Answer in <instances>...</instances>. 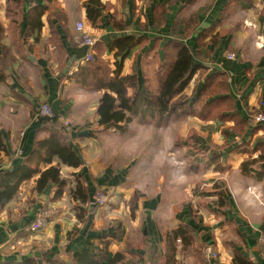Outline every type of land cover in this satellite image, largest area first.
<instances>
[{
	"label": "crops",
	"instance_id": "1",
	"mask_svg": "<svg viewBox=\"0 0 264 264\" xmlns=\"http://www.w3.org/2000/svg\"><path fill=\"white\" fill-rule=\"evenodd\" d=\"M87 1L25 0L22 17L14 19L7 15V1L0 0V56L10 63L7 80L0 82V127L6 139L0 181L5 171L19 172L35 142L48 136L39 129L42 102L72 119L66 129L82 162L73 167L54 158L52 164H60L66 181L60 199H54L56 187L52 184L44 193L37 192L40 172L21 183L13 199L0 209V260L40 256L39 262L47 264L44 259L58 256L69 262L84 248L105 245L111 256L125 255L122 264H205L201 247L212 244L219 251L216 264H234L237 252L255 264H264L259 244L264 234V180L253 175L257 172L253 167L250 174L241 171L245 160L261 153L252 150L264 142L263 127L249 123L243 132H236L234 120H203L180 110L134 115L122 130H103L97 110L104 91L79 86L70 79L83 64L73 47L78 21L97 39L96 53L100 50L112 69L117 60L114 42L130 35L143 38L123 60L122 74L136 76L139 89L150 91L155 98L182 46L192 49L201 39V59L195 60L199 67L183 91L185 101L191 102L206 77L217 66L222 69L227 53L244 51L231 48V37H247L244 14L252 2L148 0L144 5L140 0H101L106 9L94 24L87 16ZM33 3L47 5V9L41 31L27 36V10ZM53 27L63 50L53 41ZM215 36H219L216 42ZM258 44L245 54L246 60L232 61L235 68L227 69L229 93L236 100L237 118L243 120L251 119L250 110L258 111L264 99V47ZM61 50L65 52L62 61ZM132 92L129 89L130 95ZM164 118L169 122L155 132L149 122ZM176 122L181 124L173 127ZM187 122L202 130V126L209 130L224 127L213 135L219 145L200 150L203 157L194 156L190 166L182 157L181 146L171 147L167 137L173 128L182 135ZM171 154L179 161L184 159L183 168L170 160ZM49 166L42 162L40 169ZM78 183L87 187L90 197L97 186L107 187L113 202L79 219L77 207L84 209L88 202L83 205L72 197ZM196 183L205 189L195 191L201 185ZM53 203L59 205L60 213L43 231L30 232L38 210ZM181 226L188 228L192 239L176 242L175 260L165 263L166 234Z\"/></svg>",
	"mask_w": 264,
	"mask_h": 264
},
{
	"label": "trees",
	"instance_id": "2",
	"mask_svg": "<svg viewBox=\"0 0 264 264\" xmlns=\"http://www.w3.org/2000/svg\"><path fill=\"white\" fill-rule=\"evenodd\" d=\"M7 15L16 19L14 14L22 17L25 0H8ZM51 1V0H47ZM249 0H229V5L236 2H247ZM87 9L88 18L95 24L99 22L102 16V11L106 9V4L101 0H88ZM158 8V6H157ZM47 9V5L33 3L27 10L28 27L26 35L40 32L43 23L42 16ZM119 26V25H118ZM122 28V26H119ZM53 41L59 47L64 49V46L59 41L58 31L53 27L51 29ZM219 36L213 38L217 41ZM200 38V36H199ZM58 40V42L56 41ZM143 40L142 37L126 36L118 38L113 47L116 51L115 69H112L109 61L102 58L101 51H97L96 44L92 60L81 64L75 70L70 79L79 86L91 87L97 90H103V94L99 101L97 113L99 115V125L101 129L116 128L122 130L124 124L129 122L132 116L138 114H156V113H174L180 110L195 114L203 120H219V121H235V131L243 132L245 126L252 123V119L243 120L237 118L236 115V100L229 93L230 87L228 82V70L235 68L230 60H224L222 69L217 68L209 74L204 80L202 86L191 102L180 99L184 96V89L190 83L193 75L196 73L199 65L195 62L196 59H201L198 52L202 42L198 39L195 47L190 49L187 46H182L179 56L169 72L158 98L150 91H142L138 87L137 78L134 75H123V60L128 55L129 51ZM76 54V59H82L88 52V48H79L76 44L73 46ZM61 50V61L65 57V52ZM79 59V60H80ZM10 69L9 60L0 56V82L7 80V73ZM129 89H132V94H129ZM178 100H174L176 96ZM180 99V100H179ZM183 106V107H182ZM49 118L42 116L39 129L47 132L48 136L44 139L35 142L33 150L25 158L23 166L19 172L5 171L1 175L0 185L2 192L0 193V209L13 199L17 193L21 183L25 179L31 178L34 174L40 172V177L36 181V190L38 193H44L49 185H54L56 191L54 199H60L63 195L66 181L61 174L60 164L54 165L55 157L59 158L60 162L69 166L78 167L81 165V157L71 142L70 135L58 118ZM264 128V123L258 125ZM258 128V127H257ZM261 150V153L256 158L245 160L241 165V171L244 174H250V168L253 167L257 172L253 175L264 180V142L256 144L252 152ZM6 151V139L0 127V156ZM48 163L50 166L44 170L40 169L41 163ZM73 198L86 204L90 197L87 187L78 183L76 188L71 192ZM47 205V204H46ZM78 218L84 220L85 215L94 214L97 207H80ZM192 239L187 227L181 226L177 230H171L166 234L165 245V263H173L176 254V242L183 241L185 243ZM40 256L35 258L29 257L21 261H1L0 264H41ZM47 264H122L125 261L123 253H116L111 256L107 247H89L84 248L73 254L69 262L64 261L58 256L44 259ZM234 264H255L251 258L237 252L234 258Z\"/></svg>",
	"mask_w": 264,
	"mask_h": 264
},
{
	"label": "rangeland",
	"instance_id": "3",
	"mask_svg": "<svg viewBox=\"0 0 264 264\" xmlns=\"http://www.w3.org/2000/svg\"><path fill=\"white\" fill-rule=\"evenodd\" d=\"M6 1H7V7H8L9 1L8 0H6ZM147 1L148 0H140V2H143L144 5ZM251 2H252V4H248V6L246 7V10H245V14H244V16L246 17V21H244V23H245V28H244L245 32L244 33H245V36H247V37L250 36V40H249V38L243 37V36L242 37H238V36L233 37L232 36L231 37L232 38V43H231L232 45H230L231 48H234V49L237 48L238 50H244L243 51L244 53L243 52H229L225 55L226 59L228 58L229 54L233 53L235 55L243 56L242 58H240L243 61V60H246V58H247V56H245V54L252 53L254 51V44L256 46H259L258 43H261L260 48L263 49V47H264V0H254V1L249 0L247 3H251ZM13 15L16 18L19 16V15L14 14V13H13ZM248 19H249V21H248ZM246 40L251 44L250 45L251 47L249 46V44H247ZM199 78H200V75H199ZM194 83H196V82H194ZM186 97H187V95L184 94V96L180 98L182 100V102L185 101ZM253 111H255V109L250 110V113H253ZM183 112H184V110H183ZM168 122H169V118H166V119L164 118V119H160L158 121L149 122V123L152 124L155 132H157V131H159L160 126H163V124L168 123ZM178 124H181V123L176 122L173 124L174 125L173 127H176ZM202 128L206 132L204 130H202L201 128H199L198 126H190V124L187 122V127L183 126V131H182L183 134L182 135H177V133H174V128H173V131L169 135H167L168 139L170 140L169 144L171 145V147H174V146L180 147L181 146L182 157H184L185 161L189 163V166L192 162L195 161L194 156L199 157L201 154H203L200 152V150H202L203 148H213V147H215L216 144L219 145V143H215L213 141V135L215 133L223 132V130H224V127H222V126H219V127L215 126L211 130H209V128H204L203 126H202ZM216 129H218V130L216 131ZM208 131L210 132V134L208 133ZM178 143H180V144H178ZM203 150H205V149H203ZM169 156H170L171 161L178 163V165L180 164V166L182 168L184 167V163H185V161H183L184 159L179 161V160L175 159V157L172 154ZM196 184L198 185L201 183H196ZM203 188L205 189V185L201 184L200 187H197V190H195V191L203 190ZM98 190L102 191L103 193H105L108 196L109 201L105 206H110V204L113 202V201L111 202V200H113L112 192L107 187H103V186H97V191ZM50 205L53 206L56 210L55 215L53 216V218H54L60 213L59 207H58L59 205L57 203H55L54 205H52V204H50ZM44 206H48V204L44 205ZM101 207H104V206H99L97 208L99 209ZM76 211H77V213H80L81 209L77 207ZM52 219H51V221H52ZM49 224H48V226H49ZM32 233L34 234V232H32ZM201 248H203V247H201ZM200 252H201V250H200Z\"/></svg>",
	"mask_w": 264,
	"mask_h": 264
},
{
	"label": "built area",
	"instance_id": "4",
	"mask_svg": "<svg viewBox=\"0 0 264 264\" xmlns=\"http://www.w3.org/2000/svg\"><path fill=\"white\" fill-rule=\"evenodd\" d=\"M74 42L79 48H88L86 55L80 60L81 63H86L93 58L94 48L97 44V39L86 31V26L83 21H78L74 27ZM243 56L235 55L233 53L228 55V60L235 61L240 60ZM258 111L251 113L252 124L257 126L264 123V99L261 100ZM38 115L46 116L49 118H55L57 113L48 102H42L38 107ZM59 120L63 123L66 128H69L73 121L68 116L60 115ZM5 166L0 163V173L4 170ZM108 196L102 191L98 190L94 193L92 199L87 203L88 207H99L105 206L108 203ZM55 208L51 205L43 206L38 210L33 222L30 225L29 230L34 233L43 231L51 219L55 215ZM260 251L264 258V234L259 239ZM201 256L205 264H216L219 259V251L212 244H205L201 248Z\"/></svg>",
	"mask_w": 264,
	"mask_h": 264
},
{
	"label": "water",
	"instance_id": "5",
	"mask_svg": "<svg viewBox=\"0 0 264 264\" xmlns=\"http://www.w3.org/2000/svg\"><path fill=\"white\" fill-rule=\"evenodd\" d=\"M217 66V65H216ZM218 67V69H219V66H217Z\"/></svg>",
	"mask_w": 264,
	"mask_h": 264
}]
</instances>
